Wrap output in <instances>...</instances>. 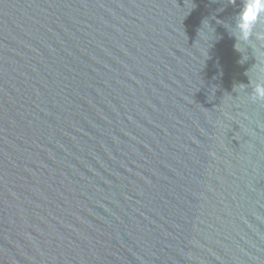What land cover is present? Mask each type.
<instances>
[{"label": "water", "instance_id": "1", "mask_svg": "<svg viewBox=\"0 0 264 264\" xmlns=\"http://www.w3.org/2000/svg\"><path fill=\"white\" fill-rule=\"evenodd\" d=\"M236 4L0 0V264H264Z\"/></svg>", "mask_w": 264, "mask_h": 264}, {"label": "clouds", "instance_id": "2", "mask_svg": "<svg viewBox=\"0 0 264 264\" xmlns=\"http://www.w3.org/2000/svg\"><path fill=\"white\" fill-rule=\"evenodd\" d=\"M235 9L226 29L235 37L236 50L243 53L237 44L249 47L253 39L264 43V0H237ZM208 24L212 27L209 20ZM249 87L251 88L250 99L253 102H264V75L249 80L246 88Z\"/></svg>", "mask_w": 264, "mask_h": 264}]
</instances>
